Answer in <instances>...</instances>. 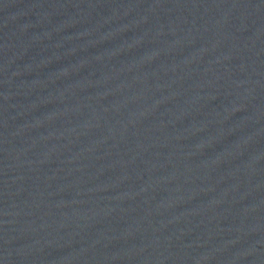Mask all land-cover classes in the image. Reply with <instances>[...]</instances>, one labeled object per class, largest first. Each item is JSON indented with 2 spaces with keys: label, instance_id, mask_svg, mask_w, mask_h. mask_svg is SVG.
Segmentation results:
<instances>
[{
  "label": "water",
  "instance_id": "1",
  "mask_svg": "<svg viewBox=\"0 0 264 264\" xmlns=\"http://www.w3.org/2000/svg\"><path fill=\"white\" fill-rule=\"evenodd\" d=\"M0 264H264V0H0Z\"/></svg>",
  "mask_w": 264,
  "mask_h": 264
}]
</instances>
